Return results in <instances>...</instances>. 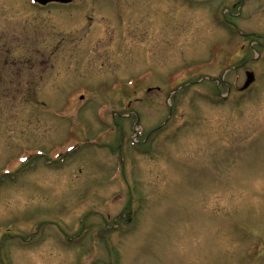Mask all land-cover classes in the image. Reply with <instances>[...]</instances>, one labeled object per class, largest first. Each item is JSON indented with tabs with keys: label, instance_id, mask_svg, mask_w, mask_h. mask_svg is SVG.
I'll return each instance as SVG.
<instances>
[{
	"label": "rangeland",
	"instance_id": "obj_1",
	"mask_svg": "<svg viewBox=\"0 0 264 264\" xmlns=\"http://www.w3.org/2000/svg\"><path fill=\"white\" fill-rule=\"evenodd\" d=\"M27 1L0 0V264H264V0Z\"/></svg>",
	"mask_w": 264,
	"mask_h": 264
},
{
	"label": "water",
	"instance_id": "obj_2",
	"mask_svg": "<svg viewBox=\"0 0 264 264\" xmlns=\"http://www.w3.org/2000/svg\"><path fill=\"white\" fill-rule=\"evenodd\" d=\"M39 3L41 4H46L47 2L50 1H55V2H59V3H69L71 2V0H37ZM254 74L251 71H247L246 72V80L243 84V86L241 87V89H246L253 81H254Z\"/></svg>",
	"mask_w": 264,
	"mask_h": 264
},
{
	"label": "flooded vegetation",
	"instance_id": "obj_3",
	"mask_svg": "<svg viewBox=\"0 0 264 264\" xmlns=\"http://www.w3.org/2000/svg\"><path fill=\"white\" fill-rule=\"evenodd\" d=\"M52 3V2H51ZM51 3H48L47 5H40V4H33V5H29V4H27L29 7H31V8H36V9H42V8H46V7H48ZM55 3V2H54ZM71 3V2H70ZM70 3H68V4H70ZM58 4H61V3H58ZM63 5H67V4H63ZM115 10H116V8H115ZM124 12H125V10L123 11H116V14H117V16L120 18V16H122L123 17V15H124ZM7 73H9L10 75H13L14 73H12L11 72V70L8 72V71H6ZM0 145H2V143L0 142ZM0 148H2V146H0ZM9 155V154H8ZM7 155V156H8ZM1 156V155H0ZM9 157V156H8ZM0 261H3V256H2V249L0 248Z\"/></svg>",
	"mask_w": 264,
	"mask_h": 264
}]
</instances>
